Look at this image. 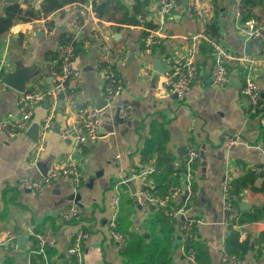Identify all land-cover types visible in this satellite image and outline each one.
I'll use <instances>...</instances> for the list:
<instances>
[{"label": "crops", "instance_id": "obj_1", "mask_svg": "<svg viewBox=\"0 0 264 264\" xmlns=\"http://www.w3.org/2000/svg\"><path fill=\"white\" fill-rule=\"evenodd\" d=\"M119 1L129 11L134 3L144 2L143 13L137 14L138 23H118L96 14L93 19L87 18L85 6L89 0H85L46 18L16 22L0 33V70L7 74L23 69L28 76L21 79L25 89H44L53 83L58 68L56 47L63 37L76 31L79 39L73 62L80 71L78 80L70 84L67 103L57 106L53 125L44 136L40 129L54 103L51 98L36 105L24 133L8 138L0 131V241L12 236L9 246L0 245L2 262L7 257L12 264H27L35 239L27 234L31 228L53 241L45 244L53 248L50 260L56 264H66L67 251L79 232L88 233L81 244L82 264H121V249L108 237L110 223L116 222L117 230L123 233L147 234L148 222L157 210L152 204L141 205L135 195L141 188L152 187V174L161 170L155 157L142 162L140 156L152 129L157 135L164 131L168 134L166 146L177 163L184 147H196L195 167L189 177L181 173L178 185L185 191L189 182L193 195L187 199L181 196L174 204L183 205L185 217L195 221L197 237L208 250L205 264H223L221 243L228 232L222 224L227 214L223 184L247 169L256 172L257 184L264 181L260 148L264 140V37H248L243 31V21L252 18L264 34V1L253 0V16L244 18L242 12L234 10L233 0H205L207 20L203 22L198 14L186 10L188 0H175L176 6L159 29L158 42L149 51L143 40L147 29L158 25L160 0ZM241 3L242 11L243 0ZM3 7L0 4V14ZM49 21L53 26H48ZM208 24L217 28L215 35L207 34ZM200 31L219 38L231 56L227 60L228 82L223 85L210 83L212 57L208 43L187 38ZM242 55L245 60L237 59ZM186 58H191L197 74L187 95L180 99L165 92L161 82L175 61ZM106 61L111 62L122 82L121 93L108 105L104 104L101 73ZM246 76L254 78L260 87L262 107L258 112H251L240 92L238 84ZM19 94L10 85L0 87V119L17 115ZM82 106H102L98 108V137L79 152L70 153L71 143L60 139L59 130L76 118ZM117 110L122 118L119 121L115 119ZM230 137L238 141L229 146L226 139ZM68 165L83 174L75 189L64 181L52 182L38 192L17 186L20 178H36L51 166ZM73 196L79 205L78 218L57 223L55 215ZM255 206L264 210V192L246 188L237 207L232 206L228 214ZM183 221L178 218L174 225L173 264H190L183 257ZM235 228L240 239H249L251 247L240 264H264V216ZM18 235L24 236L21 245L16 240Z\"/></svg>", "mask_w": 264, "mask_h": 264}, {"label": "built area", "instance_id": "obj_2", "mask_svg": "<svg viewBox=\"0 0 264 264\" xmlns=\"http://www.w3.org/2000/svg\"><path fill=\"white\" fill-rule=\"evenodd\" d=\"M205 0H188L185 7L187 11H193L198 14L203 22L207 20L206 12L203 4ZM242 0H233V6L236 13L241 12ZM68 6V5H66ZM65 6V7H66ZM176 6L175 0H160V4L156 10L158 25L153 28H148L143 40L145 50L149 51L158 42L160 35L159 29L167 15H169L172 9ZM85 12L87 18H94L95 12L92 9V0H89V4L85 6ZM64 9V8H63ZM243 31L248 37H264L261 27L257 22L252 19H246L243 21ZM76 31L72 34L69 40L59 43L55 50V62L58 66L56 77L53 83L44 89L28 90L20 92L18 97V113L14 117L0 119V131L3 132L8 138H14L15 136L24 133L29 125L32 114L36 105L40 104L46 98L53 99L54 103L51 107L50 113L45 117L41 124L40 135L44 136L46 132L52 127V118L57 106H63L69 99L70 84L76 82L80 76V71L74 66V54L75 45L78 37ZM192 42L200 39L206 41L210 47V54L212 57V67L209 76L210 83L213 86H220L228 82L229 69L227 67V60L231 57L226 51L224 45L219 38L208 37L204 32H196L190 34L188 37ZM237 59L245 60V56H239ZM103 78V96L106 101V105L110 104L116 99L122 91V82L119 75L116 73L110 61L101 68ZM197 74V69L191 58L184 59L182 61H175L173 65L165 73L161 85L165 92L173 93L178 98L183 99L191 86V82L194 80ZM5 74L0 70V87L5 84ZM242 96L247 101L251 112H258L261 107V90L258 83L251 76H246L244 81L239 86ZM99 109L95 107L82 106L77 109L76 118L71 121L70 124L65 125L59 130V137L62 140H69L71 143V152H79L83 145L89 141H93L98 137V127L100 125ZM237 137H230L226 139L227 145L236 143ZM261 152L264 156V140L260 144ZM69 153V155H70ZM120 155L118 154L117 157ZM198 153L196 147L186 146L183 157L181 158V165L183 166V172L189 177L193 170L194 161L197 159ZM82 172L78 170L74 165L68 166H51L47 169L45 174L36 178L23 177L20 178L17 186L22 189H28L38 192L44 186L56 182L64 181L68 182L73 189H75L81 179ZM230 180H227L222 186V194L224 199V209L227 214L224 215L222 224L227 225L229 223L228 212L231 210L232 201L234 198L230 194L231 185ZM151 187H144L136 192V197L141 205L152 204L155 208L161 210V212L168 214L171 220H176L183 217L184 221L182 227L185 230L182 237V242L191 235V229L195 222L193 219L185 217V209L183 205L178 203L174 204V201L181 196L185 199L193 195L190 183L187 182L185 191L180 186L171 187L164 196H156ZM185 193V194H184ZM79 205L76 198L73 196L71 200L55 215V221L59 224L70 222L79 216ZM27 234L37 239V246L39 252H43V245L45 242L52 243V240H46L43 236L33 229L28 228ZM88 237L87 232H79L67 253L74 257L76 264H82V241ZM108 237L114 241L119 249H122L127 244V236L125 233L120 232L116 228V222H111L108 228ZM12 236L6 237L0 241L1 246H9ZM181 239V238H180ZM183 257L190 264H198L194 258L193 252L183 253ZM220 260L223 264H240V260L230 252L227 251L224 240L221 243ZM29 261H27L28 264ZM0 264H4L0 260Z\"/></svg>", "mask_w": 264, "mask_h": 264}, {"label": "trees", "instance_id": "obj_3", "mask_svg": "<svg viewBox=\"0 0 264 264\" xmlns=\"http://www.w3.org/2000/svg\"><path fill=\"white\" fill-rule=\"evenodd\" d=\"M85 0H39L37 4H6L0 14V33L7 31L16 22H28L40 18H46L53 12H61L66 5L73 3H83ZM264 1V0H262ZM143 3L136 2L132 10L119 0H92V9L96 16L113 20L118 23L136 24L138 23L137 14L143 13ZM253 0H243L244 9L241 11L244 18L252 17L251 10L254 6ZM119 14V17H116ZM149 25V24H148ZM48 26H53L49 21ZM152 26V25H151ZM207 34L213 36L217 33L214 24H208ZM63 37L60 43L71 38ZM168 134L160 132L157 135L156 130L152 129L151 136L147 138L140 148L142 162L150 157H155L160 164L161 170L152 174L153 186L150 188L156 196H164L171 187L180 184V175L183 172V166L176 162V159L166 146ZM194 161L193 168L195 167ZM258 175L254 170L247 169L241 176L230 182V194L234 198L232 206L237 207L240 199V193L243 189L249 188L253 191L264 192V181L257 184ZM264 216L262 206H255L250 210L239 211L238 214H228L229 223L226 225L228 232L224 243L226 249L234 254L239 260H242L250 250L249 239H240V232L235 228L236 225H242L261 219ZM76 220V219H74ZM72 220V221H74ZM70 221V222H72ZM176 220H171L168 214L157 209L156 214L148 222V233H125L127 244L120 250L123 262L121 264H173L171 260V247L174 241V225ZM83 231H85L83 229ZM185 252H193L194 258L198 264H205L208 260V250L206 245L200 242L196 231L192 226L191 235L184 241ZM54 254L53 248L47 244L43 245V252H39L37 240L33 241V249L29 257L28 264H56L50 260ZM3 262L12 264L7 257H3ZM66 264H76L73 256L68 254Z\"/></svg>", "mask_w": 264, "mask_h": 264}, {"label": "water", "instance_id": "obj_4", "mask_svg": "<svg viewBox=\"0 0 264 264\" xmlns=\"http://www.w3.org/2000/svg\"><path fill=\"white\" fill-rule=\"evenodd\" d=\"M10 3H19V4L25 5V4H37L38 2H37V0H0V4H2L3 6H5L6 4H10ZM19 78H20V80H19ZM24 78L27 80L28 76L24 73L23 69H17L12 73L5 74L4 82H5V84L10 85V86L16 88L17 90H19L20 92H22L25 90V87H24V81L21 82V79H24ZM238 85L240 86V83ZM105 103H106V101L104 100V104ZM101 107L102 106L97 107V108H101ZM118 114H119V110H117V113L115 116V119L119 121L122 118H120L118 116ZM185 149L186 148L184 147L183 153H180L181 156L184 154ZM181 161H182V159L179 160L180 164H181ZM45 173L46 172H44L42 174H45ZM181 218H183V217H181ZM16 240H17L18 244L21 245L22 241L24 240V236L18 235Z\"/></svg>", "mask_w": 264, "mask_h": 264}]
</instances>
